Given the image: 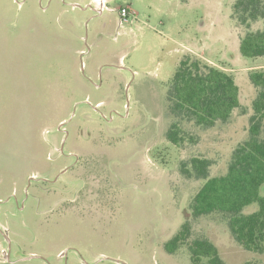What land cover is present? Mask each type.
<instances>
[{
	"label": "rangeland",
	"instance_id": "1",
	"mask_svg": "<svg viewBox=\"0 0 264 264\" xmlns=\"http://www.w3.org/2000/svg\"><path fill=\"white\" fill-rule=\"evenodd\" d=\"M234 2L0 0V264H192L187 244L164 249L185 219L188 241L208 239L226 264H264L225 215L189 211L204 182L191 159L221 175L250 136L248 74L264 56H242L239 41L264 18L241 25ZM122 6L134 12L119 23ZM183 54L234 77L226 120L170 112ZM172 123L178 146L165 137Z\"/></svg>",
	"mask_w": 264,
	"mask_h": 264
},
{
	"label": "trees",
	"instance_id": "2",
	"mask_svg": "<svg viewBox=\"0 0 264 264\" xmlns=\"http://www.w3.org/2000/svg\"><path fill=\"white\" fill-rule=\"evenodd\" d=\"M235 18L246 27L250 21L264 18L262 0H236ZM242 56H264V27L247 30L239 41ZM250 83L258 89L253 100L254 115L250 118V136L231 154L226 172L209 177V162L194 157L191 165L196 176L204 179L194 194L190 216L221 213L225 215L230 233L246 251L264 252V69L249 72ZM234 77L190 55H184L176 64L167 85V100L173 116H185L196 125L213 126L226 120L239 106V87ZM177 123H172L165 137L178 146L182 137ZM182 170L188 171L185 168ZM189 172V171H188ZM257 203L255 211L243 213L245 206ZM191 224L185 219L177 232L169 238L164 249L173 254L187 244L192 264H226L218 248L205 238L188 241ZM188 242V243H187ZM250 264V263H248Z\"/></svg>",
	"mask_w": 264,
	"mask_h": 264
},
{
	"label": "built area",
	"instance_id": "3",
	"mask_svg": "<svg viewBox=\"0 0 264 264\" xmlns=\"http://www.w3.org/2000/svg\"><path fill=\"white\" fill-rule=\"evenodd\" d=\"M134 11L130 9L129 6H122L118 9L119 16L122 20H126L131 13Z\"/></svg>",
	"mask_w": 264,
	"mask_h": 264
},
{
	"label": "crops",
	"instance_id": "4",
	"mask_svg": "<svg viewBox=\"0 0 264 264\" xmlns=\"http://www.w3.org/2000/svg\"><path fill=\"white\" fill-rule=\"evenodd\" d=\"M94 2H96V5H95V8L97 9H99V8H102V1L103 0H93ZM189 48L187 47V50H188ZM185 54V53H184ZM183 54V55H184Z\"/></svg>",
	"mask_w": 264,
	"mask_h": 264
},
{
	"label": "flooded vegetation",
	"instance_id": "5",
	"mask_svg": "<svg viewBox=\"0 0 264 264\" xmlns=\"http://www.w3.org/2000/svg\"><path fill=\"white\" fill-rule=\"evenodd\" d=\"M96 10L102 11V8H97ZM123 20L121 19V17L119 16V23H121Z\"/></svg>",
	"mask_w": 264,
	"mask_h": 264
}]
</instances>
